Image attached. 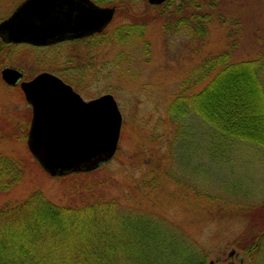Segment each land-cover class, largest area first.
I'll return each mask as SVG.
<instances>
[{
	"label": "rangeland",
	"instance_id": "rangeland-1",
	"mask_svg": "<svg viewBox=\"0 0 264 264\" xmlns=\"http://www.w3.org/2000/svg\"><path fill=\"white\" fill-rule=\"evenodd\" d=\"M17 1L0 0V21ZM101 1L114 7L101 32L48 49L0 50V73L10 66L30 79L44 70L66 77L85 101L112 95L122 119L116 152L92 171L48 175L27 147L31 107L21 89L6 86L0 75V157L24 170L18 183L0 192V208L36 191L56 205L115 200L176 226L203 250L204 264H250L241 248L262 227L253 219L264 203V149L237 142L217 152L210 127L192 107L185 116L168 110L177 94H197L213 79L219 68L204 79L196 70L205 60L227 53L230 64L256 60L248 67L253 69L262 63V93L249 90L264 115V0H194L180 15L187 25L200 22L203 31L196 36L187 26L164 30L168 21L178 24L180 0L167 9L147 0ZM133 24L135 34L118 36V29ZM17 172L1 174L0 184ZM228 205L238 213L214 215ZM243 208L255 209L248 216Z\"/></svg>",
	"mask_w": 264,
	"mask_h": 264
},
{
	"label": "trees",
	"instance_id": "trees-1",
	"mask_svg": "<svg viewBox=\"0 0 264 264\" xmlns=\"http://www.w3.org/2000/svg\"><path fill=\"white\" fill-rule=\"evenodd\" d=\"M104 1L105 5L109 3ZM174 1L165 2L163 9L169 8ZM180 1L176 8L178 24L168 21L164 30L177 31L187 26L196 36L203 31L200 22L196 20L194 25H187L180 15L194 0ZM97 3L103 4L101 0ZM137 26H123L117 34L121 37L127 32L133 35ZM228 57L227 53H221L205 60L196 70L202 72L204 79L206 73L219 68L213 79L197 94H177L168 111L185 116L186 110L192 107L190 110L210 127L211 145L217 152L227 151L230 144L237 142L264 149V115L258 110L262 105L256 106L249 90L253 88L259 96L262 93L263 86L257 81L262 63L248 69L256 60L230 64ZM189 84L190 81H186L185 86ZM16 171L17 175H8L7 183L0 184V192L10 190L24 175L21 164L0 157V175ZM219 207L215 216H221L223 210L229 215L238 213L232 205ZM261 207L262 212L259 210L253 219L262 224L257 232L259 236L247 238L241 248L250 264H264V203L254 209L257 211ZM253 210L243 208L248 216ZM141 213L103 198L73 206L56 205L36 191L21 203L0 208V264H204L205 255L196 242L186 238L168 221Z\"/></svg>",
	"mask_w": 264,
	"mask_h": 264
},
{
	"label": "water",
	"instance_id": "water-1",
	"mask_svg": "<svg viewBox=\"0 0 264 264\" xmlns=\"http://www.w3.org/2000/svg\"><path fill=\"white\" fill-rule=\"evenodd\" d=\"M147 1L157 6L167 0ZM63 7L67 10L63 11ZM19 13L16 23L10 20L5 24L12 40L50 45L66 37L79 38L101 31L112 19L114 9L93 6L88 0H29L14 17ZM1 77L13 86L22 74L6 68ZM20 88L32 110L27 147L48 175L89 172L114 156L122 119L112 95L84 101L50 73L22 82Z\"/></svg>",
	"mask_w": 264,
	"mask_h": 264
},
{
	"label": "flooded vegetation",
	"instance_id": "flooded-vegetation-1",
	"mask_svg": "<svg viewBox=\"0 0 264 264\" xmlns=\"http://www.w3.org/2000/svg\"><path fill=\"white\" fill-rule=\"evenodd\" d=\"M27 1H29V0H21L20 2L19 1H17V4H16V6L13 8V10H12V12L9 14V15H7L6 16V18H4V19H2L1 21H0V50H5V49H7V48H13V47H15V46H28V47H31V48H36V49H48V48H50V47H52V46H54V45H34V44H32V43H29L28 41H26V40H24V39H22V40H18V41H15V40H12V36H10V35H8V29L6 28V26H5V24H7L8 23V21H10V20H12V22L13 23H16L17 21H18V19L21 17V13H19V15H18V17L17 18H15L14 17V15H15V13L20 9V7L25 3V2H27ZM76 1H80V0H76ZM88 2L91 4V5H93V6H99L98 4H97V1L96 0H88ZM2 5L0 4V9H2ZM63 11H66L67 10V8L66 7H63V9H62ZM3 25L5 26V27H3ZM94 36L93 34H90V35H87V37L86 36H83V37H79V38H71V37H66L65 39H63L62 41H60V43H58V44H62V43H68V42H72V41H79V40H83L84 39V37L86 38V39H89V37H92V36ZM89 36V37H88ZM58 44H55V45H58ZM46 63V62H45ZM5 68H11V69H16V70H18V71H20L21 73H22V79L20 80V81H17V83L14 85V86H9V85H6L4 82V84L6 85V86H8V87H12V88H14V87H19L20 88V83L21 82H23V81H27V80H29V79H24V73L21 71V70H19V69H17V68H15V67H5ZM40 73H44V70H41V71H39L38 73H36L34 76H36V75H38V74H40ZM34 76H32V77H34ZM31 77V78H32ZM66 78V77H65ZM64 77L63 78H60L62 81H64V83H66V84H68V85H70L73 89H74V87L71 85V84H69L68 83V81H67V78L65 79ZM74 91L75 92H77L75 89H74Z\"/></svg>",
	"mask_w": 264,
	"mask_h": 264
}]
</instances>
